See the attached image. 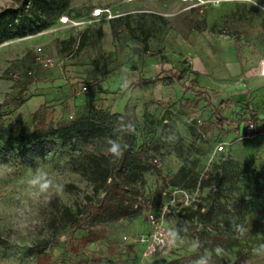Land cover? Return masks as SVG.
Instances as JSON below:
<instances>
[{
  "label": "rangeland",
  "instance_id": "rangeland-1",
  "mask_svg": "<svg viewBox=\"0 0 264 264\" xmlns=\"http://www.w3.org/2000/svg\"><path fill=\"white\" fill-rule=\"evenodd\" d=\"M17 4L0 0V12ZM261 59L264 0H71L1 39L3 127L30 133L37 110L46 123L90 107L125 119L87 142L7 147L0 135V264H264V145L242 138L247 120L264 132ZM108 137L128 146L122 158ZM220 142L226 153L213 155ZM100 156L120 182L95 190L85 172ZM45 175L51 199L33 198L29 181ZM149 214L172 243L143 257L133 240ZM248 218L257 242L243 235Z\"/></svg>",
  "mask_w": 264,
  "mask_h": 264
},
{
  "label": "trees",
  "instance_id": "trees-1",
  "mask_svg": "<svg viewBox=\"0 0 264 264\" xmlns=\"http://www.w3.org/2000/svg\"><path fill=\"white\" fill-rule=\"evenodd\" d=\"M71 0H18L15 9L0 12V40L5 38L10 32L16 35H23L31 31L36 26L42 25L45 21V15L50 13L65 12ZM142 15L137 16L136 26L143 31V39L147 40L149 31L144 29L141 20ZM170 81L181 84V77H172ZM34 125L30 133H25L23 129L15 131L8 127L0 125V135L7 136L5 146L11 147V143L18 137L28 140H44L51 137L58 138L63 143L80 138L84 142L91 138L102 136L105 129H115L118 124L125 119V114L104 112L100 109L90 107L85 114L76 116L73 120L62 122H47L39 116V110L33 115ZM224 122V120H220ZM254 122V121H253ZM261 131V128H256ZM6 152L10 149L5 148ZM85 175L87 181L95 190L103 189L108 186L119 183V177L114 174L107 156L92 157L89 162V168ZM252 224L250 218L244 225V237L250 243L257 242L251 234ZM48 255L43 254L36 258L37 264H45L48 261Z\"/></svg>",
  "mask_w": 264,
  "mask_h": 264
},
{
  "label": "built area",
  "instance_id": "built-area-1",
  "mask_svg": "<svg viewBox=\"0 0 264 264\" xmlns=\"http://www.w3.org/2000/svg\"><path fill=\"white\" fill-rule=\"evenodd\" d=\"M191 2L193 0H186ZM41 63L44 67H52L54 61L51 58H42ZM258 76L264 78V59H261L258 66ZM78 91L81 94H89L90 88L86 84H81L78 86ZM255 137L258 141L264 145V132H259L256 129V123L252 120H247L244 122V136L243 139H249ZM226 142H220L214 148L213 155L215 154H225ZM156 166L159 167L160 164L157 160H154ZM184 193V192H183ZM147 222L150 226L149 230L138 234V236L133 240L142 249L143 257H153L157 255H163L166 253L168 248L172 243L171 236L164 225V220L162 216L157 218L156 216L149 214L147 216ZM126 239V238H125Z\"/></svg>",
  "mask_w": 264,
  "mask_h": 264
},
{
  "label": "clouds",
  "instance_id": "clouds-1",
  "mask_svg": "<svg viewBox=\"0 0 264 264\" xmlns=\"http://www.w3.org/2000/svg\"><path fill=\"white\" fill-rule=\"evenodd\" d=\"M115 131V130H114ZM108 147L106 149L107 154L110 156L120 159L123 157L125 150L127 149V145L121 146L120 138H106ZM30 186L35 189L34 192L31 193L33 198H38L43 195L45 200H50L51 195H49L50 189L53 188V182L47 179L46 175L44 177H35L29 181ZM55 188L59 189V185H55Z\"/></svg>",
  "mask_w": 264,
  "mask_h": 264
}]
</instances>
